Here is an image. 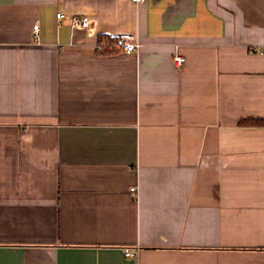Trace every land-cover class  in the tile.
I'll return each instance as SVG.
<instances>
[{"label": "crops", "instance_id": "crops-1", "mask_svg": "<svg viewBox=\"0 0 264 264\" xmlns=\"http://www.w3.org/2000/svg\"><path fill=\"white\" fill-rule=\"evenodd\" d=\"M255 118L264 0H0V264H264Z\"/></svg>", "mask_w": 264, "mask_h": 264}, {"label": "built area", "instance_id": "built-area-1", "mask_svg": "<svg viewBox=\"0 0 264 264\" xmlns=\"http://www.w3.org/2000/svg\"><path fill=\"white\" fill-rule=\"evenodd\" d=\"M130 1L136 4L144 2V0H130ZM56 16L58 19H61L64 17V14L59 12L56 14ZM70 22L73 28L85 29L90 26L91 19L87 15H73L71 16ZM33 31L34 33H36L37 31L36 25H34ZM113 36L117 38L120 50L123 52L129 53V52L137 51V49L140 46V43L131 34H118ZM173 61L177 66H180L183 63L184 58L180 55H174ZM130 191H134V188L131 187ZM124 255L133 256L132 252L129 249L124 250Z\"/></svg>", "mask_w": 264, "mask_h": 264}, {"label": "trees", "instance_id": "trees-1", "mask_svg": "<svg viewBox=\"0 0 264 264\" xmlns=\"http://www.w3.org/2000/svg\"><path fill=\"white\" fill-rule=\"evenodd\" d=\"M96 48L99 53L110 54L120 50L118 40L113 35H99L97 38ZM242 124L264 125V119H246L241 121Z\"/></svg>", "mask_w": 264, "mask_h": 264}]
</instances>
